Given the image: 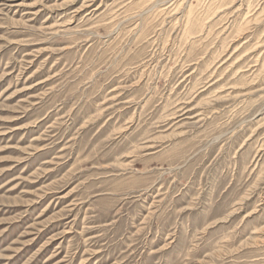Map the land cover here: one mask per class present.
<instances>
[{"label": "rangeland", "instance_id": "1", "mask_svg": "<svg viewBox=\"0 0 264 264\" xmlns=\"http://www.w3.org/2000/svg\"><path fill=\"white\" fill-rule=\"evenodd\" d=\"M0 264H264V0H0Z\"/></svg>", "mask_w": 264, "mask_h": 264}]
</instances>
